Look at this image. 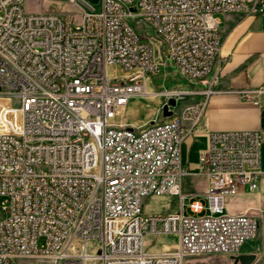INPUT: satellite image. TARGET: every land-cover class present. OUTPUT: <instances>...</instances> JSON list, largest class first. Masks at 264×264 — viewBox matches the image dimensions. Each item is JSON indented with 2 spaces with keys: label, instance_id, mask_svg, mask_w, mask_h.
I'll list each match as a JSON object with an SVG mask.
<instances>
[{
  "label": "built area",
  "instance_id": "1",
  "mask_svg": "<svg viewBox=\"0 0 264 264\" xmlns=\"http://www.w3.org/2000/svg\"><path fill=\"white\" fill-rule=\"evenodd\" d=\"M67 1L80 8L79 22L73 12L28 14L23 0H0V264H188L240 254L259 218L226 213L225 200L257 190L264 134L208 133L197 158L206 205L191 199L190 215L181 146L216 90L218 16L264 14V0H101L98 12ZM108 67L124 75L110 77ZM161 71L190 83L195 102L168 108L162 121L123 124L124 108ZM150 197L173 198L177 211L146 214ZM148 236L176 244L150 253ZM93 241L96 253L81 250Z\"/></svg>",
  "mask_w": 264,
  "mask_h": 264
},
{
  "label": "crops",
  "instance_id": "2",
  "mask_svg": "<svg viewBox=\"0 0 264 264\" xmlns=\"http://www.w3.org/2000/svg\"><path fill=\"white\" fill-rule=\"evenodd\" d=\"M218 19L221 40L214 64V75L218 80L216 90L207 98L200 122L181 146L182 164L190 171L183 182L184 192L198 195L193 198L197 200L204 198L207 188L206 178L197 171V158L207 147L209 132L245 130L264 134V14L226 13ZM263 151L264 141L261 146L264 159ZM191 183L197 184L196 193L186 189ZM172 203L175 204L170 197H150L144 204L153 211L144 212L166 214L173 209L177 211V206L171 207ZM254 206L255 201L249 200L233 214L244 213ZM172 246L162 244L161 249Z\"/></svg>",
  "mask_w": 264,
  "mask_h": 264
},
{
  "label": "rangeland",
  "instance_id": "3",
  "mask_svg": "<svg viewBox=\"0 0 264 264\" xmlns=\"http://www.w3.org/2000/svg\"><path fill=\"white\" fill-rule=\"evenodd\" d=\"M90 6L94 7L98 12L101 7V0H84ZM24 11L28 14H40L44 12L76 13L73 16L74 22H79L80 8L76 5L69 3L67 0H23ZM220 17V15H219ZM107 74L110 77L122 76L124 72L120 68L108 67ZM147 92L149 93L144 97H137L130 100L127 106L122 111L121 122L129 127H142L148 125L153 121H162V107L167 103L169 98L176 100L175 106H169L176 113H180L185 107L193 104L195 99L188 95L192 85L186 80H183L175 71L159 72L153 76H150L146 82ZM174 96H170V94ZM3 100H0L2 103ZM264 154V151H263ZM187 190H194L196 193L197 184L191 183L186 187ZM184 190V188H183ZM196 194H189L183 204L184 214L190 215L187 205ZM202 204L205 206L206 201L204 198L199 197ZM249 200L255 201V206L250 208L248 213L257 214L259 218V227L255 238L249 241L241 250L240 254H254L255 260L251 264H264V178H262L258 188L253 192L243 191L236 196L227 197L225 200V212L233 214L235 210H238L242 205L246 204ZM2 199L0 198V207ZM158 203H163L162 200H157ZM164 204V203H163ZM165 205H163L164 207ZM176 204L171 205L174 208ZM145 212L153 211L145 204L143 205ZM155 210V208H154ZM170 212H176L173 209ZM168 213V212H167ZM205 211L201 215H207ZM87 251L89 254H94L97 251L96 242H86ZM162 244L175 245L176 239L173 236H159L158 238H152L148 236L146 238L147 250L150 253H157L161 251ZM79 247V244H78ZM238 254V255H240ZM232 255L225 254H213V255H201L194 257L188 264H234L230 259ZM29 264H45L37 262L35 260L30 261Z\"/></svg>",
  "mask_w": 264,
  "mask_h": 264
},
{
  "label": "water",
  "instance_id": "4",
  "mask_svg": "<svg viewBox=\"0 0 264 264\" xmlns=\"http://www.w3.org/2000/svg\"><path fill=\"white\" fill-rule=\"evenodd\" d=\"M176 101L174 98H169L167 103L162 107V115L163 117H169L171 115V111L168 109L169 106H175ZM230 259L234 264H251L255 260L254 254H240L230 256Z\"/></svg>",
  "mask_w": 264,
  "mask_h": 264
},
{
  "label": "bare ground",
  "instance_id": "5",
  "mask_svg": "<svg viewBox=\"0 0 264 264\" xmlns=\"http://www.w3.org/2000/svg\"><path fill=\"white\" fill-rule=\"evenodd\" d=\"M147 94H149L148 92H147ZM80 246H81V250H84V251H86V252H88L87 251V248H86V246H87V243H83V242H80ZM90 256H92V255H90Z\"/></svg>",
  "mask_w": 264,
  "mask_h": 264
}]
</instances>
